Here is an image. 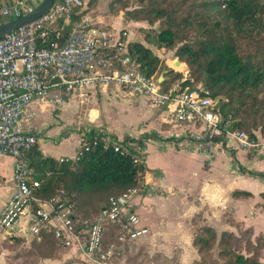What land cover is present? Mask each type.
Wrapping results in <instances>:
<instances>
[{
    "label": "built area",
    "instance_id": "2783aa9c",
    "mask_svg": "<svg viewBox=\"0 0 264 264\" xmlns=\"http://www.w3.org/2000/svg\"><path fill=\"white\" fill-rule=\"evenodd\" d=\"M42 1L13 0L0 7V21L20 18ZM85 5L84 0H62L34 22L0 39V155L16 159L15 190L1 211L0 232L6 238L17 239L53 230L57 247L76 248L84 263L117 264V254L125 245L149 233L139 214L128 208L133 198L149 190L145 171L137 174L139 185L110 197L103 214L90 218L79 216L75 201L64 191L48 200L38 198L34 192L41 182L33 179L22 159L38 142L39 133L26 129L35 116L31 108L34 101L61 105L73 94L85 97L88 88L116 87L128 95L144 97L153 107L166 108L171 114L170 122L176 126L200 127L196 147L208 154L231 141L241 149L264 150V134L231 128L232 121L219 110L223 99L211 96L203 83L194 88L187 84L191 78L187 64L181 69L173 64L171 68L182 74L173 82H160V75L143 73L140 64L132 60V40L127 29L110 30L89 14L80 16ZM56 78L60 81L52 83ZM52 89L58 94L50 98ZM75 130L79 134L77 153L60 158V163L74 164L85 153L103 145L123 156L131 154L136 163L145 167L138 143L114 140L90 126ZM24 217L25 225L21 223ZM108 225L120 227L113 241L105 240Z\"/></svg>",
    "mask_w": 264,
    "mask_h": 264
},
{
    "label": "trees",
    "instance_id": "16d2710c",
    "mask_svg": "<svg viewBox=\"0 0 264 264\" xmlns=\"http://www.w3.org/2000/svg\"><path fill=\"white\" fill-rule=\"evenodd\" d=\"M61 1L55 0L54 5ZM139 3V8L127 12L128 16L134 21L151 24L163 20L164 25L153 42L158 48L176 49V57L190 70L191 78L187 84L194 88L196 84L203 83L211 96H226L228 101L223 100L219 105L225 119L233 121L229 117L231 114L239 116L241 112L251 110L261 117V123L264 122V0H140ZM86 11L80 16H84ZM5 22L1 20L0 25ZM247 36L255 39V50L248 53L243 52L239 45ZM182 41L186 43L177 46ZM129 45L132 60L140 64L143 73L159 76L165 70L172 82L181 78V73L169 68L149 47L141 42H130ZM257 124L250 126L241 120L235 129L251 132ZM155 136L140 138V147L144 146L146 139ZM26 156L32 176L41 182L35 195L48 200L64 191L75 201L81 218L103 214L110 197L139 185L137 174L145 171L144 165L136 163L131 154L123 156L112 147L103 145L85 153L74 164L45 157L37 145ZM241 171L264 178V172L243 168ZM141 180L144 181V177ZM233 196L250 197L252 193L235 190ZM246 230L251 232L249 228ZM119 231L118 225H108L105 240H115ZM256 237L264 239V234ZM241 239L242 236L232 231L225 230L219 235L210 226L202 227L193 239L202 257L198 264H207L206 259L209 264H219L211 254L216 246L224 264H264V259L255 252L249 255L239 250L241 245L246 250L257 245L251 240L243 245ZM32 243L53 250L49 251L52 255L57 250L53 230L42 231ZM52 255L42 257L50 258Z\"/></svg>",
    "mask_w": 264,
    "mask_h": 264
},
{
    "label": "crops",
    "instance_id": "0c3cea01",
    "mask_svg": "<svg viewBox=\"0 0 264 264\" xmlns=\"http://www.w3.org/2000/svg\"><path fill=\"white\" fill-rule=\"evenodd\" d=\"M12 1L13 0H0V7L5 6V4L10 5ZM182 64L185 65L184 63ZM169 66L172 67L171 65ZM164 77L165 80H170V77L166 76V73ZM56 94H58V91L56 89H52L50 98H53ZM98 96H101L104 101H110L111 103H116L117 105L123 101L126 106L130 107H136V104L143 98L147 103L145 104L147 107L146 109L141 108V115L138 114L137 118H142V124L144 127L143 133H145V135L140 138H143L146 135H156L153 138L146 139L144 141V146L141 147L142 157L145 159V181L149 184L151 182V185H154L156 189H154V191L146 190L141 195L136 196L130 201L128 206L129 209L134 210L139 214L142 225L148 227L149 233L134 242L125 245L117 254L115 259L117 264H120L122 256L127 250V246L133 245L137 241L151 242L152 245L157 246L160 244V238L163 237L165 232L168 234H175L177 232L174 220L168 216L164 219L162 218V220H159L157 217V215L161 212H168L169 208L177 202L183 201L189 203L192 211L190 217L187 219L188 222L193 220L194 217L202 212L204 213L206 208V217H203V220L204 222H208L209 225L205 226H210L218 232V228H215L214 225L212 226L211 224L216 223V226L219 225V213L220 215L224 214V212L221 213L219 210V200L214 201L213 199H210V201H207L208 198L202 197L206 195L205 191L209 192V190H212L211 195H219V186L223 189L229 190L232 195L229 205V212L232 215V220L235 222L245 221L247 223L246 228L251 230L253 228L254 231L263 230L261 234H264V178L243 173L241 171V168H243L257 173L264 172V150L249 151L241 149L233 141H231L230 144L225 143L214 147L212 154L204 153L196 147V137H198L200 133V127H187L184 124L176 126L172 123V127L169 132L171 134H175L176 138H178V135H181L183 138V136L192 134L193 141L189 142V145H186V148L188 147L189 149H180L182 143H180L179 140L181 138L175 139L174 137H168L167 139H164L155 131H152L153 127H158V123L152 121L150 124H145L150 117L157 116L159 119L164 118L165 115L171 116L170 112L166 108L153 107L144 97L140 98L128 95L116 87H109L103 90L88 88L86 89V98L81 97L78 94H73L72 96L67 97L65 101L58 106V109L60 110L58 114H54L53 108L56 106L53 101L48 103L34 101L31 108L35 111V115L36 112L38 114L43 113L42 110H47L52 116H57L62 112V110L66 109L70 105H75L79 111V113H77L79 118H83L81 115L82 102L79 98H83L84 101H97L96 97L98 99ZM121 108H123V106ZM145 111L146 113L144 114ZM147 111L149 112L148 114ZM95 112H97V115L93 114L91 116L90 114V118H92L93 121L98 118L99 114L98 111L95 110ZM76 120L77 119L75 118L72 122L70 121L69 127L63 125L57 128L53 127V125L57 124L56 120L54 122H35V124H33L34 121L31 120L30 123L26 125V129L28 131H35L39 133L36 145L45 157L54 158L59 161L62 157H74L77 153L79 146V134L75 129L78 126H73L74 123H76ZM114 123L108 132L106 131V133H102L109 135L113 139L116 138L121 141L128 140L139 144L140 138L135 139L133 137H129L128 132L125 131V127H118ZM84 126H90V128L95 130V132H101L92 126V124ZM66 127L67 129H65ZM112 131L114 133H112ZM67 132L76 134L71 137L75 140V145L70 151L67 150V140L69 139L67 134L65 135ZM126 136L128 138H126ZM9 157L12 160L11 167L7 172L0 171V180L2 181H0V186L1 183L5 182H8L12 186L9 187V192L5 193L2 196L3 198L0 200V214L15 190L13 171L16 159L10 155ZM22 159L28 164L26 154L22 156ZM33 179L35 178L33 177ZM235 190L249 191L252 193V196L236 198L233 196V192ZM242 199H246L248 201H241ZM183 219L184 218H181L179 223L183 221ZM253 222H257L256 227L250 224ZM21 223L25 225L26 217L22 219ZM151 229H153L154 235H150ZM195 234L196 231L192 232L189 238L193 249L197 248L193 244ZM2 235L0 232L1 237ZM34 237L35 236L28 233L21 239L32 242ZM181 237H184V234H182ZM9 242L11 243L12 241ZM178 242L181 243V239L178 240ZM160 246V249L163 252L169 251L164 249L163 243H161ZM57 250V255H62V259L58 258L56 255L54 258L45 259L42 263L66 264L69 261L74 262L75 264L84 263L76 248L57 247ZM181 252L183 253L184 251L181 250Z\"/></svg>",
    "mask_w": 264,
    "mask_h": 264
},
{
    "label": "rangeland",
    "instance_id": "374dc122",
    "mask_svg": "<svg viewBox=\"0 0 264 264\" xmlns=\"http://www.w3.org/2000/svg\"><path fill=\"white\" fill-rule=\"evenodd\" d=\"M34 1V0H33ZM139 1L140 0H85V9L86 14L92 16L101 27H105L108 29H127L130 35V39L132 42H141L145 46L149 47L153 50V52L158 55L166 65L175 64V59H179L175 55L176 49H167V48H158L157 45L153 42L154 39L157 37L158 32L160 31L161 27L164 25L163 20L156 22L155 24H151L148 21L137 22L130 18L127 14L128 11L139 8ZM174 2V0H169ZM6 5V4H5ZM9 18H5L3 21H8ZM220 31V30H219ZM195 38V32L192 34ZM255 39L245 37L242 39L240 48L243 52H250L255 50ZM193 41V40H189ZM186 43V41L179 42L177 46ZM173 59V60H172ZM171 60V61H170ZM182 67L179 66L178 69ZM169 68H171L169 66ZM166 71L163 70L161 73ZM86 98V97H85ZM142 98V97H140ZM221 98L227 102L228 98L226 96H221ZM82 104V117L79 118L78 114L79 111L75 105H70L66 109L62 110V112L57 116H52L47 110H42L43 113L36 112V115L33 117V124L35 122L40 123L43 121L54 122L56 120L54 128L66 125L69 127L70 121L72 122L73 119H77L76 123H74V127L84 126V125H91L94 126L96 129L100 130L101 133L106 131L108 132L110 127H112L113 123L118 127H125V131L128 132L129 137H133L138 139L145 135L143 133V124L142 118H137V115L141 113V108L146 109L147 104L145 100L142 98L136 104V107L126 106L123 101L118 105L116 103H111L110 101H104L101 96L96 97L97 101H87L83 98H79ZM222 100V101H223ZM55 104L54 114H58L60 110L58 109L59 104ZM122 104V105H120ZM123 106V108H121ZM121 108V109H120ZM154 109V108H151ZM159 109V108H158ZM98 111V118L96 120H92L91 116L97 115ZM146 111L144 112V114ZM149 112L147 111V114ZM151 114V113H150ZM141 115V114H140ZM152 115V114H151ZM154 115V114H153ZM233 119V121H241L247 122L250 126L253 124L258 123L256 126H253L251 131L262 132L264 134L263 126L264 122L261 123V117L256 115L253 111H243L239 116H234L231 114L229 116ZM165 118V119H164ZM164 118H159L157 116L150 117L149 120L145 122V124H150L152 121L158 123V127H153L152 131H155L157 134L162 136V138L167 139L168 137H174L175 139H180L179 142L182 143L180 149H189L186 148V145L192 142V134H188L187 136L181 137V135L177 136L175 134H171L169 130L172 127V123L170 122L171 116L165 115ZM114 121V122H113ZM232 121V122H233ZM124 123V124H123ZM67 127L65 129H67ZM161 127V128H160ZM115 129V128H114ZM112 133H114L112 131ZM154 133V132H150ZM69 137L67 140V150L70 151L74 148L75 140L73 137L74 133H65V135ZM119 137V136H118ZM58 143V142H57ZM233 151V150H231ZM252 153V152H250ZM12 160L10 159L9 155H0V171L7 172L11 167ZM7 180V178H6ZM1 181V180H0ZM2 182V181H1ZM8 182L1 183L0 186V200L3 198L2 196L9 192V187H11ZM249 187L248 185H246ZM156 187L151 185L149 191H154ZM212 191V190H211ZM211 191L206 192V195L202 198H208L207 201L213 199L214 201L219 200V210L220 212H224V214L220 215L219 213V225L216 226V223H212L211 225L218 228L219 235L225 231H232L236 233L238 236H242V244L245 245L248 240H251L253 243H256L255 248L246 250L242 245L239 250L243 251L245 254H252L255 252L261 259H264V239H257L256 236L261 234L263 230L254 231L253 228L251 232L247 231L246 222L243 221H233L232 215L230 214V201H231V193L227 189H223L219 186V195H211ZM204 192V193H205ZM241 201H248L246 199H242ZM191 207L189 203L186 202H177L175 205L169 208L167 212H161L157 215L158 219L162 220L166 216L171 218L175 221L177 232L174 234H168L165 232L160 241V244L157 246L152 245L151 242H143L137 241L133 245L127 246V250L122 256L120 264H198L201 260V255L198 252V248L193 249L191 246L190 236L192 232L196 231V233H200V229L205 225H209L208 222H204L203 217H206L205 212L207 209L205 208V212L197 215L191 221H187L188 217L191 214ZM181 218H184L183 221L179 223ZM261 221V220H260ZM263 223V222H260ZM156 224V223H155ZM253 226H257V222L250 223ZM154 235L153 229L150 231V235ZM184 234V237H181ZM2 235V234H1ZM1 237V236H0ZM253 237V238H252ZM256 237V238H255ZM181 239V243L178 240ZM9 241H12L11 243ZM163 243V247L168 252H163L160 249V245ZM186 245V246H185ZM183 246V247H182ZM47 247H41L37 244H33L32 242L28 241H21L16 239H9L4 237L0 238V264H43L42 262L45 259L54 258L58 254V250L53 253H50L47 250ZM181 250L184 252L182 253ZM255 250V251H253ZM53 251V250H51ZM219 249L216 246L212 251L213 258L219 262V264H224V261L219 257ZM60 253V251H59ZM52 255L50 258H43L42 256ZM58 256V255H57ZM56 258V257H55ZM58 258L62 259L63 256H58ZM207 264H209L208 259H206Z\"/></svg>",
    "mask_w": 264,
    "mask_h": 264
},
{
    "label": "water",
    "instance_id": "95a60500",
    "mask_svg": "<svg viewBox=\"0 0 264 264\" xmlns=\"http://www.w3.org/2000/svg\"><path fill=\"white\" fill-rule=\"evenodd\" d=\"M55 0H43L32 12L10 21H7L0 25V39L4 38L8 34L16 31L22 26L28 25L38 18H40L42 15H44L47 10L54 4ZM182 63L179 59H175V66H181ZM165 72L160 74L159 81L162 82L165 77ZM60 80L58 78L54 79L52 83L59 82ZM238 123V121H233L231 124V128H234L235 125Z\"/></svg>",
    "mask_w": 264,
    "mask_h": 264
},
{
    "label": "bare ground",
    "instance_id": "6f19581e",
    "mask_svg": "<svg viewBox=\"0 0 264 264\" xmlns=\"http://www.w3.org/2000/svg\"><path fill=\"white\" fill-rule=\"evenodd\" d=\"M183 66H184V65L182 64V67H183ZM182 67H181V68H182ZM181 68H180V69H181Z\"/></svg>",
    "mask_w": 264,
    "mask_h": 264
}]
</instances>
